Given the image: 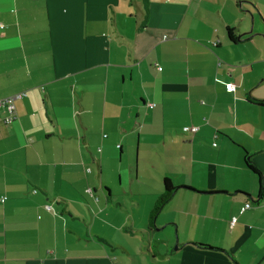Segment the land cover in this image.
<instances>
[{"label":"crops","instance_id":"obj_1","mask_svg":"<svg viewBox=\"0 0 264 264\" xmlns=\"http://www.w3.org/2000/svg\"><path fill=\"white\" fill-rule=\"evenodd\" d=\"M0 23V98L24 92L0 264H264V0H0Z\"/></svg>","mask_w":264,"mask_h":264},{"label":"built area","instance_id":"obj_2","mask_svg":"<svg viewBox=\"0 0 264 264\" xmlns=\"http://www.w3.org/2000/svg\"><path fill=\"white\" fill-rule=\"evenodd\" d=\"M2 23H0V27H2ZM215 44V42L213 43ZM160 69V67H158ZM225 89L227 91L232 92L234 90V86L232 83H225ZM24 96V92H18L16 94L0 98V121L3 123H10L14 118H15V104L14 101L16 99L21 98ZM195 126H190V127H184V130H187L189 132L194 133L196 131ZM262 183L264 185V176L262 179ZM251 206L249 202H245L241 207H240V212H243L244 210L248 209ZM234 219L230 221V224H233Z\"/></svg>","mask_w":264,"mask_h":264},{"label":"trees","instance_id":"obj_3","mask_svg":"<svg viewBox=\"0 0 264 264\" xmlns=\"http://www.w3.org/2000/svg\"><path fill=\"white\" fill-rule=\"evenodd\" d=\"M228 31V35L230 38L233 37L232 35V29H227ZM245 164L246 166L255 174H257L259 176V196L262 194L263 192V186H262V181H261V173L259 172V170L256 168L255 164L251 161V159L249 158L248 155H246L245 157ZM163 184H164V191L163 193L157 198L154 207L151 211V215L150 218L153 219L154 216L158 213V211L160 210V208L162 207V205L169 199V197L172 195L174 189L176 187H174L170 180L168 178H164L163 179Z\"/></svg>","mask_w":264,"mask_h":264}]
</instances>
